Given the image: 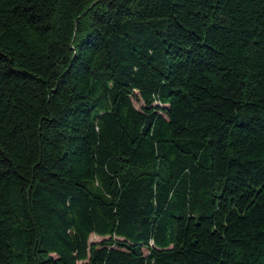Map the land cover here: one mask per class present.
I'll return each instance as SVG.
<instances>
[{
  "label": "trees",
  "instance_id": "16d2710c",
  "mask_svg": "<svg viewBox=\"0 0 264 264\" xmlns=\"http://www.w3.org/2000/svg\"><path fill=\"white\" fill-rule=\"evenodd\" d=\"M79 263L264 264V0H0V264Z\"/></svg>",
  "mask_w": 264,
  "mask_h": 264
},
{
  "label": "rangeland",
  "instance_id": "374dc122",
  "mask_svg": "<svg viewBox=\"0 0 264 264\" xmlns=\"http://www.w3.org/2000/svg\"><path fill=\"white\" fill-rule=\"evenodd\" d=\"M134 103H135V106L138 108V109H140L142 106H143V103H141V101H134ZM103 240V238H100V237H98V236H96V235H92L91 237H90V243H99V242H101ZM79 264H81V263H79Z\"/></svg>",
  "mask_w": 264,
  "mask_h": 264
}]
</instances>
